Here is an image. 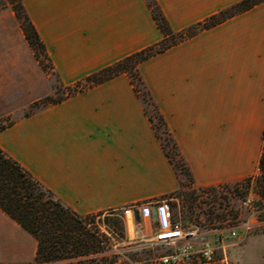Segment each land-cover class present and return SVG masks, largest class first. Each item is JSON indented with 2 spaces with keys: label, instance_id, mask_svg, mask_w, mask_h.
Segmentation results:
<instances>
[{
  "label": "crops",
  "instance_id": "0c3cea01",
  "mask_svg": "<svg viewBox=\"0 0 264 264\" xmlns=\"http://www.w3.org/2000/svg\"><path fill=\"white\" fill-rule=\"evenodd\" d=\"M180 31L239 0H156ZM51 63L47 73L9 6L0 8V148L81 215L148 203L179 188L144 104L123 72L59 102L73 85L158 42L146 0H22ZM197 187L257 172L264 131V1L204 28L138 65ZM169 208V206H168ZM170 210V209H169ZM36 240L0 209V264H33ZM229 264H264V227L230 240ZM97 264H121L119 260Z\"/></svg>",
  "mask_w": 264,
  "mask_h": 264
},
{
  "label": "trees",
  "instance_id": "16d2710c",
  "mask_svg": "<svg viewBox=\"0 0 264 264\" xmlns=\"http://www.w3.org/2000/svg\"><path fill=\"white\" fill-rule=\"evenodd\" d=\"M262 1L264 0H239L183 30L173 31L157 1L146 0L157 26L163 33V37L158 42L101 67L73 85L64 86L67 88L65 94L46 95L32 102L22 114L26 116L34 109V107L59 102L66 96L125 72L129 76L136 93L143 101L144 110L151 120L155 135L160 140L162 148L169 161L173 164L177 174V168L179 167L187 175L189 181L188 184H192L193 177L189 166L181 154L178 144L168 128L163 115L152 99V96L139 73L138 65L150 56L194 35L199 30L222 22ZM4 6H9L13 11L18 25L20 26L28 45L32 49L34 56L41 67L48 71V69L51 68V63L48 59L43 43L23 8L22 0H0V8ZM43 58L46 60L45 62L42 61ZM55 85L62 86L59 80L56 81ZM147 102L153 106L154 115L148 111L146 107ZM154 116L157 117L159 124L155 123ZM10 122L11 120L0 122V129ZM159 125H162L163 131L167 133L165 139L170 140V147H167V142L163 141L162 136L158 131ZM172 152L177 156L176 159L173 157ZM243 179H245L248 184L252 183L253 179L255 191L259 196L261 214L264 218V131L262 134V147L258 160L257 172L254 175L246 176ZM0 209L14 219L36 240L33 264H97L113 262L116 260V258L110 257L87 263L82 262V260H78L77 263L67 262L69 258L89 255L100 251L104 246V241L100 236L99 230L88 226L86 220L88 215L78 214L65 205L18 162L8 156L1 148Z\"/></svg>",
  "mask_w": 264,
  "mask_h": 264
},
{
  "label": "rangeland",
  "instance_id": "374dc122",
  "mask_svg": "<svg viewBox=\"0 0 264 264\" xmlns=\"http://www.w3.org/2000/svg\"><path fill=\"white\" fill-rule=\"evenodd\" d=\"M42 61L45 62L46 60L43 58ZM46 72L49 73L50 68ZM50 75L54 85L52 95L65 94L67 88L61 85L56 86L57 78L54 74ZM146 107L154 115L153 106L147 102ZM154 121L159 124L156 116H154ZM158 131L163 141L167 142V147H170V140L165 139L167 133L163 131L162 125H159ZM173 157L177 158L174 153ZM177 170L179 188L166 196V198L170 197L168 206L173 218L189 219L208 226L247 222L249 228L241 231L243 234H251L263 229L264 218L261 214L259 196L255 191L253 179L250 184L242 178L236 180L237 182L231 181L197 187L193 183L188 184V177L182 169L178 167ZM248 194H251L252 202L247 206L243 204V200ZM124 208L88 214L86 218L88 226L99 230L104 246L100 251L72 257L67 262L77 263L78 260H82V262L87 263L114 257L121 264H126L129 260L138 261V264H148L146 261L151 256L167 252L168 249L163 246L148 247L131 239L133 236L132 226L129 220L125 222Z\"/></svg>",
  "mask_w": 264,
  "mask_h": 264
},
{
  "label": "built area",
  "instance_id": "2783aa9c",
  "mask_svg": "<svg viewBox=\"0 0 264 264\" xmlns=\"http://www.w3.org/2000/svg\"><path fill=\"white\" fill-rule=\"evenodd\" d=\"M252 202L251 194L243 200L244 205ZM139 211V219L149 218L151 208L148 203L130 205L124 208L125 222L132 226V240L148 247L163 246L167 252L151 256L148 264H229L226 245L232 239L240 238L247 222H233L222 225H202L189 219L173 218L168 206L163 202L155 203L158 226L145 233L143 225L134 218V210ZM130 238V237H129ZM126 264H138L129 260Z\"/></svg>",
  "mask_w": 264,
  "mask_h": 264
},
{
  "label": "water",
  "instance_id": "95a60500",
  "mask_svg": "<svg viewBox=\"0 0 264 264\" xmlns=\"http://www.w3.org/2000/svg\"><path fill=\"white\" fill-rule=\"evenodd\" d=\"M155 212V206H152V213ZM134 218L136 221H139V211L137 209L134 210Z\"/></svg>",
  "mask_w": 264,
  "mask_h": 264
}]
</instances>
